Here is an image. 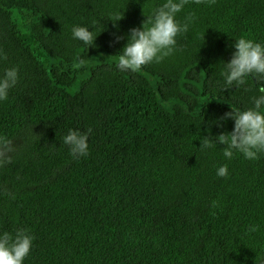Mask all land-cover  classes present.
Listing matches in <instances>:
<instances>
[{
    "label": "trees",
    "instance_id": "16d2710c",
    "mask_svg": "<svg viewBox=\"0 0 264 264\" xmlns=\"http://www.w3.org/2000/svg\"><path fill=\"white\" fill-rule=\"evenodd\" d=\"M165 2L0 0V76L18 69L0 100V137L12 142L0 156V234L34 237L23 264H264V153L200 148L234 128L213 121L261 95L255 75L237 87L222 73L237 39L264 45V0H189L175 18L193 19L174 52L120 71L129 30ZM14 11L29 17L49 66ZM75 26L93 33L92 46L73 38ZM89 128L88 154L74 159L63 138ZM223 165L227 177L217 176Z\"/></svg>",
    "mask_w": 264,
    "mask_h": 264
},
{
    "label": "clouds",
    "instance_id": "9594fccd",
    "mask_svg": "<svg viewBox=\"0 0 264 264\" xmlns=\"http://www.w3.org/2000/svg\"><path fill=\"white\" fill-rule=\"evenodd\" d=\"M196 4L204 3L205 0H194ZM209 4H214L215 0H207ZM189 0H166L162 6L156 8L151 16L146 17L141 27L129 30L127 43L117 58V68L122 71L133 73L141 70L153 62H161L165 57L170 56L176 46V37L188 31L189 23L193 17L186 18L188 22L180 24L176 21V14L179 13ZM123 15L117 13L110 20L114 26L121 20ZM74 39L82 41L89 47L94 44L93 33L86 27L75 26L72 28ZM124 37L116 36V42ZM235 51L230 62L225 63V70L222 75L226 85L241 86L246 83V77L255 75L260 84L259 97H254V107L240 110L231 106V111L226 112L222 117L217 118L213 123L217 127H223V121L231 118L234 121V128L231 132H223L216 137L204 136L200 141V148L207 149L214 144H222L223 155L231 159L234 150L243 154L246 159H258L259 153H264V45L254 42L251 39L239 38L234 43ZM0 59H7L0 50ZM86 64L84 59L78 58V62L73 67L79 69ZM18 82V69H6L0 76V100H6L8 90ZM87 132L69 130L63 138V143L69 147V153L74 159H79L88 154ZM210 132V130H209ZM12 142L4 137H0V156L5 152L12 151ZM8 162H11L10 159ZM227 165L217 169V176L227 177ZM215 207V202H213ZM255 226H251L249 231H256ZM34 237L28 234L25 229H17L15 234L3 232L0 234V264H23L24 259L31 250Z\"/></svg>",
    "mask_w": 264,
    "mask_h": 264
},
{
    "label": "rangeland",
    "instance_id": "374dc122",
    "mask_svg": "<svg viewBox=\"0 0 264 264\" xmlns=\"http://www.w3.org/2000/svg\"><path fill=\"white\" fill-rule=\"evenodd\" d=\"M13 17H14L15 23L18 25V28H19L20 33H21V37L31 47V49L35 52V54L40 57V59L44 62V64L46 66H49L51 64L50 61H55L52 58H50L43 51H41V50L39 51L38 50L36 44L34 43L32 37H31V34H30L29 30H28V23H29V20H30L29 17L26 16L25 14H23L20 11H14L13 12ZM74 86H77V88H78V84L77 83ZM73 90H71V91H73Z\"/></svg>",
    "mask_w": 264,
    "mask_h": 264
}]
</instances>
